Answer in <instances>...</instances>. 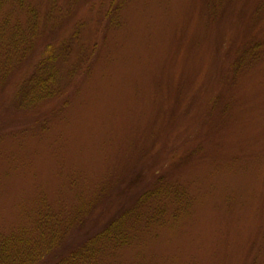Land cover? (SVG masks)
<instances>
[{
    "label": "rangeland",
    "instance_id": "374dc122",
    "mask_svg": "<svg viewBox=\"0 0 264 264\" xmlns=\"http://www.w3.org/2000/svg\"><path fill=\"white\" fill-rule=\"evenodd\" d=\"M21 232L34 264H264V0H0Z\"/></svg>",
    "mask_w": 264,
    "mask_h": 264
},
{
    "label": "trees",
    "instance_id": "16d2710c",
    "mask_svg": "<svg viewBox=\"0 0 264 264\" xmlns=\"http://www.w3.org/2000/svg\"><path fill=\"white\" fill-rule=\"evenodd\" d=\"M53 54L52 51L49 49L47 50L46 56L48 58H51ZM44 64L46 62L44 61ZM31 87H38V88H43L42 82L39 80H31L30 81ZM117 229V226H113ZM23 232L17 235H12L9 240H6L2 244H0V264H34L38 259L41 257V252L37 251L36 247L32 246L34 243V240L30 238L29 242L27 243V246H21V242L23 240H26L27 237L23 238ZM23 238V239H22ZM28 240V239H27ZM25 245V242H23ZM15 248L16 254L13 255L14 251H10V247ZM48 247H46L45 251L47 250ZM27 255V257H26ZM76 261V260H75ZM73 259L58 263V264H72L75 262ZM76 264V263H75Z\"/></svg>",
    "mask_w": 264,
    "mask_h": 264
}]
</instances>
